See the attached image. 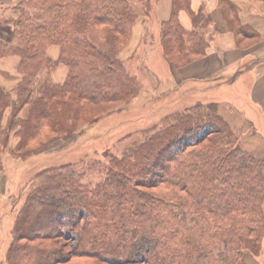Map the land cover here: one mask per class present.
I'll return each mask as SVG.
<instances>
[{
    "label": "trees",
    "instance_id": "trees-1",
    "mask_svg": "<svg viewBox=\"0 0 264 264\" xmlns=\"http://www.w3.org/2000/svg\"><path fill=\"white\" fill-rule=\"evenodd\" d=\"M150 6L21 0L7 8L0 59L19 64L15 75L0 71L15 82L11 90L0 85V152L10 136L19 156L68 139L79 124L101 118L100 107L136 98L140 81L120 53ZM180 11H189V0H171L170 19L160 24V47L172 66L202 57L208 46L203 11L191 14L190 31ZM3 24L11 26V41ZM52 46L56 60L48 57ZM60 64L67 74L56 83L51 71ZM169 117L120 156L107 155L99 182H84L70 164L38 173L13 219L5 263L246 264L245 254L263 255L264 160L239 148L215 103L195 102ZM69 232L75 244L65 250Z\"/></svg>",
    "mask_w": 264,
    "mask_h": 264
},
{
    "label": "crops",
    "instance_id": "crops-1",
    "mask_svg": "<svg viewBox=\"0 0 264 264\" xmlns=\"http://www.w3.org/2000/svg\"><path fill=\"white\" fill-rule=\"evenodd\" d=\"M19 1L0 0V9L10 8ZM148 1L151 5L149 18L141 19L142 26L140 23L134 26L129 46L138 47L136 36L138 38L154 28L160 29V24L170 19L171 0ZM200 10L209 21L208 46L202 57L174 66L176 69L171 73L176 85L174 89L185 85L187 94L210 97L239 148L264 160V0H189V11H180L178 15L185 31L192 29L191 14ZM242 29L246 30L245 33ZM159 36L155 40L160 46ZM48 53H53V49H48ZM18 64L16 57L2 58L0 71L15 75ZM51 78L60 83L64 76L58 82L56 74L51 73ZM0 85L12 88L4 80H0ZM4 162H8L7 157ZM8 193L11 188L0 181V194L7 195L5 200L9 198ZM2 202L4 200L0 202V264H6L13 213L7 216L9 207ZM263 259L264 254L257 258V263H262Z\"/></svg>",
    "mask_w": 264,
    "mask_h": 264
},
{
    "label": "rangeland",
    "instance_id": "rangeland-1",
    "mask_svg": "<svg viewBox=\"0 0 264 264\" xmlns=\"http://www.w3.org/2000/svg\"><path fill=\"white\" fill-rule=\"evenodd\" d=\"M10 10H0V21L6 19L5 17L11 18ZM139 23L142 26L141 19L136 21V25ZM3 26L7 33L4 39L11 41V26L6 24ZM159 33L160 29L154 28L147 34L140 35L138 38L136 36L137 45H140L133 47L128 43L120 53L126 70L132 76L138 77L142 89L138 96L127 105L120 103L100 107L95 116L99 115L101 118L95 123L79 124L75 131L79 132L72 134L68 139H63L62 136L55 137L56 140L44 148L22 153L21 156L14 151L18 140L9 137L8 147L5 151L0 152L2 153V155L0 154L2 162L0 181L1 184L4 183L5 187L11 188L7 200L4 199L6 194H0V202L4 200L2 204L4 205L6 202L9 207L7 216L13 213L12 219H14L29 189L36 185L35 177L38 173L70 164L77 174L82 175L84 182L90 184L99 182L104 178L102 165L107 162L105 159L107 155L120 156L127 148L168 124L169 116L181 111L183 107L195 102L212 103L211 98L207 95H194L190 92L187 94L185 85L174 89L176 85L171 77L174 66L172 67L163 55L159 41L155 40L156 36L160 35ZM144 42H148V44L145 45ZM51 49H53V53H48V57L51 60H56L59 56L58 47L52 46ZM128 58L130 60L126 62L125 60ZM51 73L56 74L58 82L62 76H64L63 80L65 79L67 68L60 64ZM0 80L3 79L0 78ZM8 83L9 86L14 87L15 82ZM5 157L8 158V162H4ZM154 192L161 193L159 189H155ZM61 244L67 250L66 245L75 244L74 235L69 232ZM257 258L250 254L244 255L246 264H264V261L257 263Z\"/></svg>",
    "mask_w": 264,
    "mask_h": 264
}]
</instances>
